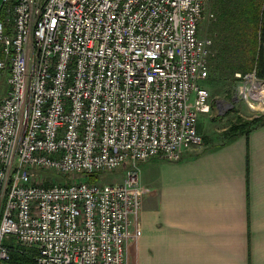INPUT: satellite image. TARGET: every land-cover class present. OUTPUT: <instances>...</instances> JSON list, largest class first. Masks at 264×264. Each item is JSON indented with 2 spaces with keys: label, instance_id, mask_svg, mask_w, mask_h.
<instances>
[{
  "label": "built area",
  "instance_id": "1",
  "mask_svg": "<svg viewBox=\"0 0 264 264\" xmlns=\"http://www.w3.org/2000/svg\"><path fill=\"white\" fill-rule=\"evenodd\" d=\"M210 0L0 1V264H127L139 164L202 146ZM210 20L215 15L210 13ZM246 93L262 87L237 74ZM254 79V80H253ZM129 164L121 183L87 176ZM53 170L62 183L42 177Z\"/></svg>",
  "mask_w": 264,
  "mask_h": 264
},
{
  "label": "crops",
  "instance_id": "2",
  "mask_svg": "<svg viewBox=\"0 0 264 264\" xmlns=\"http://www.w3.org/2000/svg\"><path fill=\"white\" fill-rule=\"evenodd\" d=\"M140 164L142 234L128 242L127 264H264V125Z\"/></svg>",
  "mask_w": 264,
  "mask_h": 264
},
{
  "label": "trees",
  "instance_id": "3",
  "mask_svg": "<svg viewBox=\"0 0 264 264\" xmlns=\"http://www.w3.org/2000/svg\"><path fill=\"white\" fill-rule=\"evenodd\" d=\"M216 3L218 15L208 37L213 42L210 62L231 77L255 73L264 80V0H216ZM262 125L264 117L233 125L228 133L229 141ZM99 174L87 178L95 183ZM13 263L35 264L28 255L20 254H13Z\"/></svg>",
  "mask_w": 264,
  "mask_h": 264
},
{
  "label": "rangeland",
  "instance_id": "4",
  "mask_svg": "<svg viewBox=\"0 0 264 264\" xmlns=\"http://www.w3.org/2000/svg\"><path fill=\"white\" fill-rule=\"evenodd\" d=\"M216 4V0H210L207 4L206 17L200 27L201 37H211L215 18L210 20L209 15L210 13L218 15ZM210 64L209 77L201 85L210 93L212 110L209 114L201 115L198 123V133L203 140L201 147L204 150L226 144L230 136L228 133L233 125L251 123L255 119L264 117V95L257 93V97H251L242 89L245 86L252 88V82L245 85L237 80L236 75L231 77L223 68H215L211 62ZM261 81L264 87V80ZM7 88L5 77L0 80V100L5 97ZM262 91L264 93V88ZM139 166L141 170L144 168L141 164ZM128 168L129 164H125L114 172L101 173L96 182L100 186L121 183ZM39 174L42 177L51 178L55 183H62L66 180V177L53 170H43Z\"/></svg>",
  "mask_w": 264,
  "mask_h": 264
},
{
  "label": "bare ground",
  "instance_id": "5",
  "mask_svg": "<svg viewBox=\"0 0 264 264\" xmlns=\"http://www.w3.org/2000/svg\"><path fill=\"white\" fill-rule=\"evenodd\" d=\"M253 80H254V79H253ZM263 88H264V87L257 88L256 85H253V90H256V89H257V93H261L262 95H264V93H263V91H262ZM249 94H250L251 97H255V96L257 97V94H254V92H252V91H250Z\"/></svg>",
  "mask_w": 264,
  "mask_h": 264
}]
</instances>
